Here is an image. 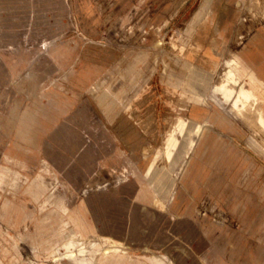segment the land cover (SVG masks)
<instances>
[{
    "label": "rangeland",
    "instance_id": "rangeland-1",
    "mask_svg": "<svg viewBox=\"0 0 264 264\" xmlns=\"http://www.w3.org/2000/svg\"><path fill=\"white\" fill-rule=\"evenodd\" d=\"M213 1L0 0V264H264V129L214 92L234 58L264 106V0Z\"/></svg>",
    "mask_w": 264,
    "mask_h": 264
},
{
    "label": "crops",
    "instance_id": "crops-1",
    "mask_svg": "<svg viewBox=\"0 0 264 264\" xmlns=\"http://www.w3.org/2000/svg\"><path fill=\"white\" fill-rule=\"evenodd\" d=\"M222 2H224V0L213 1L209 17L211 20L213 19L212 22L220 33H222L225 37L230 36L231 38L237 26L229 25L226 22V17L224 18L225 15L223 18L220 17L222 12L225 14V12L221 10L223 7ZM240 3L242 6L243 0H240ZM228 18L230 19L229 21H233L235 19L232 15L228 16ZM241 29H244V26H241ZM249 34L250 37L246 39L243 44L244 46L241 47V60L245 62V64L253 71L255 80H257L261 85H264V29L259 31L252 29V32ZM227 65L228 69L225 71L220 82L214 86V92H219L225 101L229 100L231 102V109L235 110L237 115L255 119L256 122L264 129V106H260L258 104L259 99L252 88L245 87L242 84L235 87L238 82L234 69L237 65L236 59H229L227 61ZM168 139H174V137L168 136L167 140ZM168 152H170V150H168ZM79 241L69 242L70 244H75V242H77L79 245L78 249L70 251V257L74 258L76 255L83 253V243ZM76 260L79 264L86 261L84 257L77 258Z\"/></svg>",
    "mask_w": 264,
    "mask_h": 264
}]
</instances>
